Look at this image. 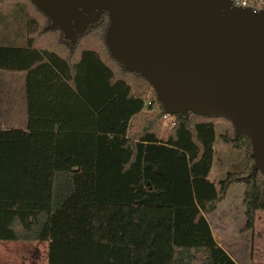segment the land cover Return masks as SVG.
<instances>
[{
	"label": "trees",
	"instance_id": "1",
	"mask_svg": "<svg viewBox=\"0 0 264 264\" xmlns=\"http://www.w3.org/2000/svg\"><path fill=\"white\" fill-rule=\"evenodd\" d=\"M26 1L27 44L0 46V72L25 74L27 107L26 130L0 129V242H47V264H237L205 216L235 184L243 231L264 211L248 138L226 121L222 142L248 167L211 182L216 119L176 115L162 132L152 88L106 49V13L71 47Z\"/></svg>",
	"mask_w": 264,
	"mask_h": 264
},
{
	"label": "water",
	"instance_id": "2",
	"mask_svg": "<svg viewBox=\"0 0 264 264\" xmlns=\"http://www.w3.org/2000/svg\"><path fill=\"white\" fill-rule=\"evenodd\" d=\"M74 46L106 13L110 57L137 73L164 114L223 119L248 138L246 179L264 178V10L231 0H29Z\"/></svg>",
	"mask_w": 264,
	"mask_h": 264
},
{
	"label": "rangeland",
	"instance_id": "3",
	"mask_svg": "<svg viewBox=\"0 0 264 264\" xmlns=\"http://www.w3.org/2000/svg\"><path fill=\"white\" fill-rule=\"evenodd\" d=\"M27 4L28 2L26 0H6L0 4V46L11 45L23 47L27 44V20L23 9ZM42 43L43 42L40 40L39 45H42ZM16 76V78H20L19 76L23 78L25 75L23 73H17ZM147 97L149 100L151 99L150 93L147 94ZM214 126V156L208 179L218 184L220 181L225 180L229 174L244 173L248 167V161L244 150L237 151L230 145H226L222 142V136H224L227 131L232 130L230 124L224 120L216 119ZM161 128L162 132L168 131L163 125H161ZM244 191V185H233L227 193L226 200L219 206L216 212L206 215V220L213 228L215 225L214 223L227 225L225 229L228 227L229 230L235 234L230 240L228 239V243L233 250L232 252L229 251L230 255L239 264H250L254 247V239L251 236H256V230L253 229L248 232L243 231L245 216L241 202ZM258 227V230H261L260 227L264 229L262 219L259 220ZM215 232H218L215 233L216 242L225 247L224 244L227 242L225 241L224 243L222 239L223 236L219 237L217 235H221V231ZM244 243L245 246H243ZM2 244L3 242H0V258L2 256L6 257L7 255L11 258V255L16 254V258L18 257L20 262L16 260L15 264H47V242L4 243V246Z\"/></svg>",
	"mask_w": 264,
	"mask_h": 264
},
{
	"label": "crops",
	"instance_id": "4",
	"mask_svg": "<svg viewBox=\"0 0 264 264\" xmlns=\"http://www.w3.org/2000/svg\"><path fill=\"white\" fill-rule=\"evenodd\" d=\"M6 74H12V75H4L0 73V129L1 130H10V129L26 130L27 128V107H26V95H25V76L23 78L21 76H19L20 78H16L17 73H6ZM260 219L263 220V226H264V211L257 212L256 214V223H255V228H254L256 230L255 232L256 236H251L254 239V242H253L254 247H253V252L251 256L252 263L250 262V264H253V263L264 264V243H263L264 242V229L260 227L261 230H258ZM214 224H215L214 228L209 224L214 239L216 236L215 233H218L215 231H221L222 234L221 235L217 234V235L219 237L223 236L222 239L224 243L225 241L227 243L224 244L225 247L221 246L219 243L218 245L235 261V259L229 253V251L232 252L233 250L228 243V241L235 234L232 231H230L228 227H227L228 229L227 228L225 229L227 225H224L221 223H214ZM221 229L226 232H223ZM4 243L15 244L17 242H3V244ZM243 246H245V243ZM16 256H17L16 254L11 255V258L8 257V255L6 257L2 256L0 258V264H15L16 260L20 262V259L18 257L16 258Z\"/></svg>",
	"mask_w": 264,
	"mask_h": 264
},
{
	"label": "built area",
	"instance_id": "5",
	"mask_svg": "<svg viewBox=\"0 0 264 264\" xmlns=\"http://www.w3.org/2000/svg\"><path fill=\"white\" fill-rule=\"evenodd\" d=\"M233 6L249 8L254 11L264 10V1L263 0H231ZM162 125L165 128H170L175 125L174 116L164 114L162 116Z\"/></svg>",
	"mask_w": 264,
	"mask_h": 264
}]
</instances>
